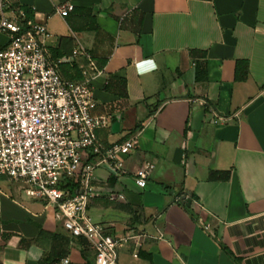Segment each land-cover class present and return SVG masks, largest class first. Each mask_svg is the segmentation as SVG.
Here are the masks:
<instances>
[{
	"label": "crops",
	"instance_id": "0c3cea01",
	"mask_svg": "<svg viewBox=\"0 0 264 264\" xmlns=\"http://www.w3.org/2000/svg\"><path fill=\"white\" fill-rule=\"evenodd\" d=\"M9 1L36 7L54 58L82 46L96 68L105 64L100 73L86 58L75 61L80 74L65 67L90 79L96 113L111 115L98 132L105 145L142 130L124 157L127 174L95 172L93 220L129 238L119 264H264V0ZM66 3L74 9L62 16ZM239 60L249 61L245 80L236 78ZM198 66L206 78L197 80ZM109 76L126 79L125 96L106 89ZM144 161L155 169L141 188L134 176ZM4 182L0 264H40L60 248L54 234L68 232L46 202ZM109 191L126 198L110 201ZM71 246L70 263L85 264Z\"/></svg>",
	"mask_w": 264,
	"mask_h": 264
},
{
	"label": "built area",
	"instance_id": "2783aa9c",
	"mask_svg": "<svg viewBox=\"0 0 264 264\" xmlns=\"http://www.w3.org/2000/svg\"><path fill=\"white\" fill-rule=\"evenodd\" d=\"M73 9L66 3L58 11L66 16ZM0 33L7 36L0 48V194L6 180L24 183L28 197L51 206L73 238L89 242L96 264H119V250L129 238L106 233L90 215L98 195L95 172L107 166L116 177L127 174L124 157L137 149L142 130L111 145L101 141L98 132L111 125V115L96 113L89 78L70 80L60 68L86 58L96 73L102 72L87 49L78 46L68 57L54 58L46 43L51 37L47 23L11 7L9 0H0ZM154 169V163L144 161L135 173L136 185L145 188ZM68 182L77 192H70ZM104 195L110 201L126 198L116 191Z\"/></svg>",
	"mask_w": 264,
	"mask_h": 264
},
{
	"label": "trees",
	"instance_id": "16d2710c",
	"mask_svg": "<svg viewBox=\"0 0 264 264\" xmlns=\"http://www.w3.org/2000/svg\"><path fill=\"white\" fill-rule=\"evenodd\" d=\"M11 7H13V8L22 7L28 12L30 17H34L33 12L25 6H18V5L13 3V4H11ZM128 18H129L128 16L122 18L120 20L121 24L124 25ZM141 21L142 20H140V22ZM192 55H193V57H196V55H199L201 57H205L207 55V53H206V51H200V50L193 49ZM68 64H70L69 68H72L74 71L78 72V69L76 67L77 66L76 62L62 63L60 68H61L62 72L66 75V77L70 80L83 81L84 76L82 77L81 75H78V74L73 75V76L70 75L68 70L65 68L66 65H68ZM104 65L105 64L101 63V65H100L101 70H103ZM248 66H249L248 60H239L237 62L236 78L238 80L247 79V77H248ZM206 74H207V72L205 69H202L200 66L197 67V70H196L197 80H201V79L206 78ZM105 87L108 90H114V91H116V87H121V90L120 91L118 90L119 94L122 96L126 95V92H124V88L126 87V79L123 77L109 76ZM217 174L218 173H215V175H217ZM222 174L227 175L228 172H222ZM66 186L69 187V190L71 193L77 192L76 186L74 184H72L71 182H68ZM95 198H98V197H95ZM95 198H93L92 201ZM54 239L56 241L54 246L57 245V246H60V248L58 250H54V251L51 250V251L47 252L45 254V256L41 259L40 264H63L64 259L69 257L71 254V249H72L71 243H72V241H75L76 244L79 246L81 255H82L83 259L85 260V264H96L95 260H93L90 256V255H92V256L94 255V258H95V251L87 240H85L83 238H73L69 233L68 234L55 233ZM223 248H225V250H227L228 253L232 257L238 259L228 248H226L225 246ZM68 264H71V263L69 262Z\"/></svg>",
	"mask_w": 264,
	"mask_h": 264
},
{
	"label": "rangeland",
	"instance_id": "374dc122",
	"mask_svg": "<svg viewBox=\"0 0 264 264\" xmlns=\"http://www.w3.org/2000/svg\"><path fill=\"white\" fill-rule=\"evenodd\" d=\"M2 39H3V36L2 35H0V41H2ZM5 184H8L9 186H12V187H14L15 189H19V190H21L24 194H25V196L26 197H28V195L26 194V185L24 184V183H17V184H12L10 181H8V180H6V182H4ZM29 198V197H28ZM89 213H90V215L93 217V218H97L96 216H95V213H94V211H92L91 209L89 210Z\"/></svg>",
	"mask_w": 264,
	"mask_h": 264
},
{
	"label": "water",
	"instance_id": "95a60500",
	"mask_svg": "<svg viewBox=\"0 0 264 264\" xmlns=\"http://www.w3.org/2000/svg\"><path fill=\"white\" fill-rule=\"evenodd\" d=\"M183 200H188V204L190 203V200L189 199H187V197L185 196V197H183ZM190 205V204H189Z\"/></svg>",
	"mask_w": 264,
	"mask_h": 264
}]
</instances>
